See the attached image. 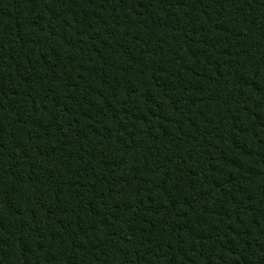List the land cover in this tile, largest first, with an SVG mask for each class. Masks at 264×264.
Masks as SVG:
<instances>
[{"label":"trees","instance_id":"trees-1","mask_svg":"<svg viewBox=\"0 0 264 264\" xmlns=\"http://www.w3.org/2000/svg\"><path fill=\"white\" fill-rule=\"evenodd\" d=\"M0 264H264V0H0Z\"/></svg>","mask_w":264,"mask_h":264}]
</instances>
